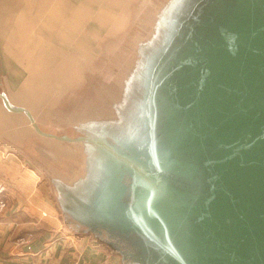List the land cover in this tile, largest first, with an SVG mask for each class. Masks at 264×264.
<instances>
[{"label": "water", "instance_id": "1", "mask_svg": "<svg viewBox=\"0 0 264 264\" xmlns=\"http://www.w3.org/2000/svg\"><path fill=\"white\" fill-rule=\"evenodd\" d=\"M57 2L49 16L5 0L0 151L54 208L58 234L102 264H264V0H151L105 105L73 112L71 133L31 101L49 83L41 42L15 56L7 34L10 10L83 45L88 21ZM27 126L76 152L34 145L27 158Z\"/></svg>", "mask_w": 264, "mask_h": 264}, {"label": "rangeland", "instance_id": "2", "mask_svg": "<svg viewBox=\"0 0 264 264\" xmlns=\"http://www.w3.org/2000/svg\"><path fill=\"white\" fill-rule=\"evenodd\" d=\"M25 1L9 0L10 5H17L21 9H23ZM27 1L40 2L43 14L52 15L54 0ZM150 1L58 0V7L71 6L76 9L77 15L81 16L84 21H88L89 32L85 35L84 40L81 39L83 45L70 42L60 32L57 35L53 34L54 30L45 31L42 28V32L38 34L39 20L35 19L37 17L29 15L21 17L19 12L9 10L12 22L7 34L10 39L11 54L22 56L29 48L30 43V48H33V38L41 42V63L45 67L42 75L49 83L43 84L41 99L33 101L37 98L34 97L31 101L39 107L40 119L44 126L58 132L71 133L73 127L70 117L73 112L87 110L90 106L103 107L105 105L106 89L108 91L113 87L118 70L123 61L131 55L135 39L143 32ZM138 5L141 10L135 12ZM5 6V0H0V33L1 29L4 33L6 32L4 25L6 15L2 13ZM38 9L31 10L33 12L31 14H37ZM53 16L65 18V14L60 10L54 12ZM23 24H26V28L32 27L31 31L20 30ZM35 27H37L36 30ZM19 32L20 36H18ZM1 48H3V42L0 35ZM50 78L51 80H49ZM20 137H24V140L20 142H25V145H21L25 146L24 152L27 158L33 157L34 145H54L50 140L37 136L28 126L21 128ZM54 147L67 149L71 154L76 152L75 146L74 149H71L70 146L64 148L57 144ZM70 160H75L76 172L79 170L82 172V157L74 159L71 157ZM6 181L11 185L8 180ZM18 199L31 207L23 195L16 194L13 196L12 202H19Z\"/></svg>", "mask_w": 264, "mask_h": 264}, {"label": "crops", "instance_id": "3", "mask_svg": "<svg viewBox=\"0 0 264 264\" xmlns=\"http://www.w3.org/2000/svg\"><path fill=\"white\" fill-rule=\"evenodd\" d=\"M3 158L0 151V177L11 185L8 207L0 212V264H102L97 253L84 247V258L79 260L80 245L58 234L61 225L54 208L40 199L39 189L19 161ZM16 194L23 195L31 207L20 199L12 202Z\"/></svg>", "mask_w": 264, "mask_h": 264}, {"label": "built area", "instance_id": "4", "mask_svg": "<svg viewBox=\"0 0 264 264\" xmlns=\"http://www.w3.org/2000/svg\"><path fill=\"white\" fill-rule=\"evenodd\" d=\"M10 189L9 183L0 177V212H3L8 207V192Z\"/></svg>", "mask_w": 264, "mask_h": 264}]
</instances>
